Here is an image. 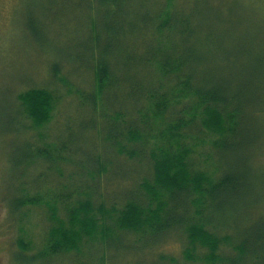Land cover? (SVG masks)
<instances>
[{
    "label": "trees",
    "instance_id": "obj_1",
    "mask_svg": "<svg viewBox=\"0 0 264 264\" xmlns=\"http://www.w3.org/2000/svg\"><path fill=\"white\" fill-rule=\"evenodd\" d=\"M90 1L119 9V26L106 25L101 30L97 21H91L96 40L101 34L107 38L116 34L124 39L123 35L135 29L138 40L137 44L132 42L135 54L123 47L122 67L131 66L126 60L128 57L136 60L137 67L150 68L152 75L127 78L131 81L135 107L118 108L112 122L97 104L104 100L109 86L125 80L114 70V64L98 61L93 66L91 63L88 69L93 73L94 91L87 93L88 104L82 101L86 96H82L81 109H89L91 116L99 115L90 129L96 134L102 154L96 152L95 156H89L78 169H84L89 178L94 174V166L98 172L108 171L113 167L107 159L109 153L133 165L145 160L148 170L135 192L120 197L124 202L119 206L113 202L109 207L94 204L85 190L89 187L76 185L75 181L73 190L63 187L58 197L48 189L40 201L31 195L18 199L15 209L25 205L46 206L51 225L46 230L45 248L40 256L61 259L69 252H80L83 238H99L105 254L106 250L114 248L106 237L116 234L122 239L126 233L133 234L135 239L131 244L122 239L127 244L123 248L143 250L166 234L179 230L186 238L182 251L184 262L264 264V218H251L248 214L243 222H238L225 215L227 210H235L245 199L243 195H247L248 183L245 182L250 168L246 163L252 154L247 149L252 143L247 121L257 109L252 111V105L264 99L261 47L253 42L248 44L250 47L238 46L231 52L238 58L245 57L243 61L228 58L230 67L243 68L248 64L242 71L227 75L207 71L208 75L200 74L195 65L203 64V59L194 56L190 41L198 38L203 28L195 20L196 13L185 8L187 0L181 5H176V0H163L160 5L155 1L156 7L151 12L138 14L136 20L129 19L118 4L121 1L124 5L128 0ZM193 61L196 64L191 65ZM16 98L20 114L33 128H40L51 120L55 99L48 89L31 87ZM108 125H113V134L106 133ZM66 129L69 132L68 125ZM34 148L33 153L26 156L27 162L43 160L41 156H45L50 165L57 167L54 162L63 160L58 155L61 152L51 159L38 147ZM204 149L208 151L206 154ZM196 153L203 156V163L210 169L202 170L196 164L195 168L193 155ZM234 153H241L242 157L230 162L228 155ZM71 162L77 165L73 159ZM39 180L34 179L33 195L38 192ZM74 194L80 199L73 198ZM59 213H63L62 218ZM194 251L200 253L195 255ZM166 264L180 263L171 258Z\"/></svg>",
    "mask_w": 264,
    "mask_h": 264
},
{
    "label": "rangeland",
    "instance_id": "obj_2",
    "mask_svg": "<svg viewBox=\"0 0 264 264\" xmlns=\"http://www.w3.org/2000/svg\"><path fill=\"white\" fill-rule=\"evenodd\" d=\"M155 1L160 5L163 0H128L124 5L121 1L118 4L129 19H135L144 11L151 12L156 7ZM183 1L176 0V5ZM185 6L196 13L195 20L203 28L198 38L190 41L194 56L203 59V64L195 65L198 73L227 75L242 71L248 64L243 68L230 67L228 58L245 60L244 56L238 58L231 52L238 46L250 47L249 43L261 47L264 56V0H192L191 3L187 0ZM118 10L110 4L102 6L90 0H0V264H166L171 258L180 264H200L198 260L184 262L182 251L186 238L179 230L166 234L143 250L123 248L127 246L124 241L131 244L135 239L131 233L122 235L124 241L119 235L110 234L106 241L114 248L106 250L105 254L99 238H83L80 252H69L61 259L43 257L40 255L45 248L46 230L51 225L46 206L14 208L18 199L30 195L37 201L42 200L41 195L48 189L53 195L62 194L63 187L71 191L73 181L89 187L85 190L94 204L109 207L113 202L119 206L124 202L120 197L135 192L145 176L148 170L145 160L133 165L109 153L107 159L113 167L108 171L98 172L94 166L91 168L94 174L89 178L84 169H78L89 156H95L96 152L102 154L96 134L90 129L99 115L91 116L89 109H81L82 96H86L82 101L88 104L87 93L94 87L93 73L88 69L91 63L95 66L98 61H108L125 80L109 86L104 100L97 104L112 122L118 108L135 107L131 81L127 78L152 75L150 68H139L136 60L128 57L126 60L131 66L122 67L123 47L135 54L133 43L138 41L135 29L123 35L124 39L116 34L110 38L101 34L96 40L91 21H97L101 30L106 25L119 26ZM108 51L112 54H107ZM31 87L48 89L55 99L51 120L40 128H33L20 114L16 98ZM252 106V111L257 109L247 121L252 139L247 147L249 153L252 152L246 163L250 168L245 182L248 183L247 195H243L245 199L235 210H227L225 214L238 222H243L248 214L251 218H264V99ZM106 133H114L113 125L107 126ZM61 143L64 147H60ZM34 147L51 159L61 152L58 155L63 160L54 162L57 167L50 165L45 156H41L43 160L27 162L26 156L33 153ZM240 157L241 153L228 155L230 162ZM193 160L202 170L211 168L197 153ZM73 172L78 175L72 176ZM35 177L40 179L36 181L39 193L35 191L33 195ZM73 198L80 199L76 194ZM62 215L59 213L60 218ZM197 253L200 252L194 251L195 255Z\"/></svg>",
    "mask_w": 264,
    "mask_h": 264
}]
</instances>
